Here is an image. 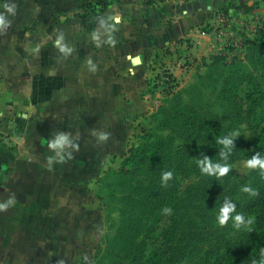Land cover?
Wrapping results in <instances>:
<instances>
[{"label":"rangeland","instance_id":"obj_1","mask_svg":"<svg viewBox=\"0 0 264 264\" xmlns=\"http://www.w3.org/2000/svg\"><path fill=\"white\" fill-rule=\"evenodd\" d=\"M167 1L147 0L152 8L164 9L160 29L171 25L174 14L177 18L184 16L182 0L175 11L174 0ZM12 2L15 1L6 0L2 16L6 13L7 17ZM202 2L199 4L206 19L192 26L202 38L196 41L197 46H193L195 40L190 38L182 39L185 42L182 48L178 45L182 40H176L170 48L164 44L161 55L144 66L147 71L141 83H137L142 88L136 93L143 100V95L148 94L144 104L150 120L139 127L131 123L129 133L121 122L123 128L119 132L128 139L118 141V146L104 144L101 158L100 147L96 153L92 147H87V153L70 147L71 156H67L70 168L85 173L81 185L86 193L81 194L86 202L84 210L72 209V219L78 222L80 216L81 224H72L68 240L55 242L54 264H148L151 240L147 235L151 229L155 230L152 218L161 187L169 182L176 184L172 191H178L180 196L175 205L177 220L172 227V222L166 221L164 232L156 233L153 239L161 243L163 251L150 264H217L224 255H245L249 231L253 228L250 225L236 228L231 217L243 213L245 219L253 218L247 210L264 188V174L258 167L247 165L257 153L264 156V150L252 147L261 128L250 120L262 105L240 102L247 75L262 71L254 66V51L248 41L264 35V0ZM93 3L94 0L82 2V13H88ZM194 15H198L197 11ZM164 107L166 112L162 111ZM156 112L159 129L154 128L151 117ZM152 130L172 148L173 154L165 157L167 161L162 167L164 172L172 173L171 179L163 183L161 169L142 170L134 180H130L133 175L125 179L128 182L110 176L111 172L123 169L128 149L138 145L139 135ZM234 132L239 135L232 139L231 153L224 161L220 156L224 146L217 140ZM76 137L71 140L78 145ZM205 157L212 158L213 163H227L229 173L220 177L202 173L197 160ZM244 186L255 189L257 195L243 192ZM233 203L230 219L221 225L218 222L221 207Z\"/></svg>","mask_w":264,"mask_h":264},{"label":"crops","instance_id":"obj_2","mask_svg":"<svg viewBox=\"0 0 264 264\" xmlns=\"http://www.w3.org/2000/svg\"><path fill=\"white\" fill-rule=\"evenodd\" d=\"M14 1L7 17L6 0L0 3V203L14 199L0 209V264H54L55 242L81 224L71 211L84 210L86 190L85 173L70 168V147L57 162L49 143L67 133L83 153L100 147L101 158L104 144L127 140L121 122L129 133L131 123L150 120L148 94L143 100L136 93L144 66L164 44L190 38L196 47L202 38L192 26L206 18L202 0H182L184 16L174 14L167 29L159 27L164 9L147 0H118L106 9L94 2L86 14L81 5L88 0ZM173 3L178 10L179 0ZM6 110L14 114L1 125ZM104 130L110 135L100 140Z\"/></svg>","mask_w":264,"mask_h":264},{"label":"trees","instance_id":"obj_3","mask_svg":"<svg viewBox=\"0 0 264 264\" xmlns=\"http://www.w3.org/2000/svg\"><path fill=\"white\" fill-rule=\"evenodd\" d=\"M118 0H94L95 4L101 9H106L108 6L112 5ZM2 0H0V3ZM249 46L254 51L255 62L254 66L259 67L262 71L259 74L247 75L245 79V88L243 90V96L240 99L241 103H253L256 105H262L259 112H255L250 120L252 125L259 126L261 128L260 135L252 141V147L255 150H264V35L259 34L257 37L250 39L248 41ZM171 78V75H169ZM167 108H162V111L166 112ZM14 112L9 110L5 111L4 116L1 119V125L6 123L8 118L12 116ZM162 115V114H161ZM151 117L155 121V129H159L161 124L160 119L157 117V112L151 114ZM153 131V130H152ZM147 131L139 135V143L134 147L128 149V155L125 157L123 163V169L119 172L113 171L110 176H118L125 182L134 180L138 172L142 170H158L161 177L164 171L162 170L163 163L166 160L167 155H172V148L169 147V143H165L161 140L160 136L155 135L153 131ZM216 154L219 153V149H214ZM167 161V160H166ZM128 166V167H127ZM196 166V165H194ZM199 167H194V169ZM130 175V180L127 179ZM159 177V175L157 174ZM205 177V176H204ZM117 185V183H115ZM124 183L123 185H126ZM167 186L168 189L165 188ZM176 184L172 182L166 183L161 187V196L159 203L157 205V210L152 218V223L154 224L155 230H150L148 233V238L151 240L149 243L150 250L147 255L148 264L158 260V255L163 251V246L160 242H155L153 238L157 236L156 233L162 234L164 232V227L166 221L172 222L170 227L173 226V222L177 220L175 217V205L179 201L178 191L174 190ZM163 188V189H162ZM176 188V187H175ZM179 196V197H178ZM180 203V202H179ZM178 203V204H179ZM167 207L171 211L165 213L163 209ZM249 215H252L253 223L250 225L252 230L249 231V242L245 255L240 254H228L224 255L219 259L217 264H249L254 259L259 258V253L262 248H264V188L261 190L259 196L255 199L251 207L247 210ZM159 229V230H157Z\"/></svg>","mask_w":264,"mask_h":264},{"label":"clouds","instance_id":"obj_4","mask_svg":"<svg viewBox=\"0 0 264 264\" xmlns=\"http://www.w3.org/2000/svg\"><path fill=\"white\" fill-rule=\"evenodd\" d=\"M4 21L0 19V24H3ZM238 132H234L228 136L220 137L218 138L217 142L224 146V150L220 152V156L224 161H227L228 154L231 153L232 148L229 147L231 145L232 139H234L236 136H238ZM108 138L107 133H100L99 139L100 140H106ZM49 147L56 150V157L58 158L57 162L64 160V150L67 147L75 148L77 145L72 143V140L69 137V134L67 133H58L56 137L49 143ZM225 149L227 151H225ZM69 156H71V153H68ZM260 157V158H257ZM54 157H49V160L51 161ZM197 164L201 169L202 173L208 174V175H216L218 177L227 175L230 170V166L227 163L221 164V163H213L212 158L211 160L209 158H202L197 160ZM247 165L250 168H259L261 171V174H264V156H261L259 153H257V156H254L252 159L247 161ZM172 173L170 171L164 172L162 176V182L166 183L169 179H171ZM243 192L249 193L252 196L257 195V192L255 189L251 188L250 186H244L241 189ZM14 203V199L10 198L5 203H0V209H6L11 204ZM234 203L228 204L227 206H222L220 209V213L218 216V222L221 225H224L227 223V221L230 219L231 214L233 213ZM165 213H168L171 211L170 208L165 207L163 209ZM234 220V226L236 228H240L242 225L247 227L248 225H251L253 223L252 218L245 219V216L243 213H236L234 217H231ZM252 264H264V248L260 250L259 253V259H254L252 261Z\"/></svg>","mask_w":264,"mask_h":264},{"label":"water","instance_id":"obj_5","mask_svg":"<svg viewBox=\"0 0 264 264\" xmlns=\"http://www.w3.org/2000/svg\"><path fill=\"white\" fill-rule=\"evenodd\" d=\"M132 62H133V63H138V62H139V58H138V56H134V57H132Z\"/></svg>","mask_w":264,"mask_h":264}]
</instances>
